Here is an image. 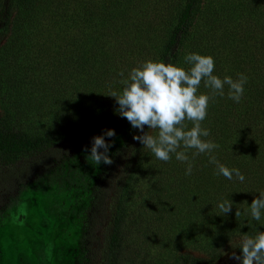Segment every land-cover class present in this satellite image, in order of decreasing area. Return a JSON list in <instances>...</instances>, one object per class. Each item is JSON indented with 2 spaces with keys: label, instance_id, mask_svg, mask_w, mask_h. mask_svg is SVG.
Instances as JSON below:
<instances>
[{
  "label": "rangeland",
  "instance_id": "obj_1",
  "mask_svg": "<svg viewBox=\"0 0 264 264\" xmlns=\"http://www.w3.org/2000/svg\"><path fill=\"white\" fill-rule=\"evenodd\" d=\"M234 1L201 0L176 66L190 68L184 60L190 52L210 55L215 59L214 71L222 68V74L229 76L230 57L238 53L228 48L222 54V45L229 44L233 26L240 23L233 14ZM187 2L139 1L123 12L119 32L95 48L91 37L81 34L75 43L77 30L69 29L70 36L26 39L27 48L7 58L2 57L3 46L11 35L15 12L6 20V11L0 8V117L31 136L65 125L90 129L100 117L119 108L109 95L122 93L131 70L160 59ZM254 42L251 38L248 46ZM209 90L202 81L198 94L210 95ZM186 124L192 127L190 121ZM128 130L117 129L114 137L106 138L113 145L109 155L122 144ZM148 133L155 136L157 130ZM90 149L29 182L0 206V264H83L91 195L105 168L95 163ZM141 151L142 161L126 202L123 263L185 264L180 257L189 254L206 259L218 255L214 264H239L232 257L240 256L237 248L245 236L255 235L236 229L223 236L229 228L219 229L217 223L202 231L191 200L197 194L190 189L180 161L175 165L174 154L169 162L160 161L144 146ZM105 234L98 228L94 247L97 239L105 244Z\"/></svg>",
  "mask_w": 264,
  "mask_h": 264
},
{
  "label": "trees",
  "instance_id": "obj_2",
  "mask_svg": "<svg viewBox=\"0 0 264 264\" xmlns=\"http://www.w3.org/2000/svg\"><path fill=\"white\" fill-rule=\"evenodd\" d=\"M139 1L142 2L0 0V8L6 11V20L15 12L11 35L3 46L5 53L2 57H14L17 52L25 50L28 46L24 43L26 39L39 41L42 37L52 39L59 34L70 36L69 29L77 30V35H74L75 43L79 42L78 37L81 34L86 38L91 37L93 48L98 47L105 37L119 32L123 26L120 23L123 12ZM200 2L201 0H188L157 62L177 65ZM260 2L261 0L233 2V14L240 23L233 26L232 39L227 41L229 44L222 45V54L228 48L238 53L230 57L232 66L228 75L234 80L241 73L248 76L244 96L240 103H235L227 98V86L223 98L209 90L208 93L213 98L209 101L207 118L202 122V127L210 129L211 132L209 137L202 139L212 140L220 145L212 155L228 168L239 169L246 177L245 182L241 183L235 178L230 181L216 175V166L209 163L207 154L194 156L195 151H187L193 170L186 180L192 185L190 189L197 194L191 200L198 210L196 218L199 219V228L206 231L210 229V225L217 223L219 229L229 228L227 232L221 233L223 236L232 235L236 229L250 231L254 235L264 232V223L252 220L250 214H244L250 208L252 200L260 192H264V4ZM214 25L211 26L212 31ZM251 38L255 42L248 46ZM77 49L76 45L73 51L76 52ZM222 71L220 68L214 72L223 79ZM2 89L3 81L0 79V93ZM189 125L192 126V122ZM124 127H129V130L122 144L110 155L113 163L105 165L95 183L83 236V264H124L121 257L125 248L124 228L128 216L126 202L143 152V145L133 137L143 133L133 129L130 122L119 115V108L100 117L93 127L85 131L65 125L56 131L33 136L24 132L21 126L16 127L6 118L0 117V206L6 205L29 182L74 154L91 147L93 137L108 129ZM148 130L145 126L144 132ZM179 163L185 173L186 164L181 161ZM179 163L176 160L175 165ZM225 200L233 202L232 210L227 214L220 213L217 207L219 202ZM236 211L242 214L236 216ZM231 224H234L232 228ZM98 228L106 232L105 244L97 239L98 246L94 247ZM239 247L237 252L242 256ZM217 258L218 255L206 259L189 254L180 257L185 264H214Z\"/></svg>",
  "mask_w": 264,
  "mask_h": 264
},
{
  "label": "clouds",
  "instance_id": "obj_3",
  "mask_svg": "<svg viewBox=\"0 0 264 264\" xmlns=\"http://www.w3.org/2000/svg\"><path fill=\"white\" fill-rule=\"evenodd\" d=\"M184 60L191 65L190 68L146 61L131 70L128 79L124 81L121 94L112 92L109 96L116 99L119 115L126 118L133 129L143 133L133 138L149 149L156 159L169 162L174 154L176 160L186 164L185 175H191L193 164L187 150L194 149V156H209V163L216 166V175L230 181L235 178L244 183L246 177L239 169L228 168L212 155L220 145L212 140L202 139L211 135L210 129L202 127V122L207 118L209 101L213 97L198 92L203 81L206 88L223 98L227 86V98L240 103L248 76L241 73L235 80L227 75L221 79L213 74L215 59L210 55L190 52L185 55ZM186 121L192 122L190 129ZM145 126L150 130H157V134L153 136L144 132ZM115 135L114 129H108L92 138L90 156L97 165L113 163L109 155L113 145L106 138L110 140ZM232 204L233 202L225 200L219 202L217 207L220 213L227 214L231 212ZM241 214L240 211L235 213L236 216ZM244 214H250L252 220L264 223V192H260L252 200L250 208ZM239 248L242 256L232 257L239 264H264V232L245 236Z\"/></svg>",
  "mask_w": 264,
  "mask_h": 264
}]
</instances>
